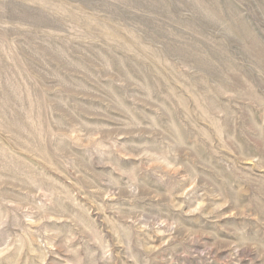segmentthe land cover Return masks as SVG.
Returning <instances> with one entry per match:
<instances>
[{
  "label": "rangeland",
  "instance_id": "1",
  "mask_svg": "<svg viewBox=\"0 0 264 264\" xmlns=\"http://www.w3.org/2000/svg\"><path fill=\"white\" fill-rule=\"evenodd\" d=\"M0 264H264V0H0Z\"/></svg>",
  "mask_w": 264,
  "mask_h": 264
}]
</instances>
